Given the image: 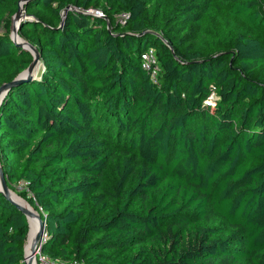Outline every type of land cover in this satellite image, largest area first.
<instances>
[{"label":"trees","instance_id":"trees-1","mask_svg":"<svg viewBox=\"0 0 264 264\" xmlns=\"http://www.w3.org/2000/svg\"><path fill=\"white\" fill-rule=\"evenodd\" d=\"M20 1L0 0V86L33 60L9 36ZM23 12L18 35L40 64L0 103V166L44 222L41 253L264 264V0H28ZM149 48L156 82L141 68ZM27 232L0 192V264H25Z\"/></svg>","mask_w":264,"mask_h":264},{"label":"water","instance_id":"water-1","mask_svg":"<svg viewBox=\"0 0 264 264\" xmlns=\"http://www.w3.org/2000/svg\"><path fill=\"white\" fill-rule=\"evenodd\" d=\"M26 1H28V0H21L18 4L17 12L12 17V25H11L12 27H11V32H10L9 36L15 45H17L18 47H20L24 50H27L28 52H30V54L33 57V60L30 63V65L23 72H21L19 75H17L11 82L2 84L0 86V103H1L2 99L4 98V96L6 95V93L11 88L18 86L22 82L30 80L34 75L37 66H39V64H40V55H39L38 51L36 50V48L33 47L31 44L27 43L26 41H24L23 39H21L18 35V31L20 28L19 23H20L21 19L23 18V15H24L23 5ZM66 11L67 10H65L63 12V14L66 13ZM0 192L2 193V195L4 196V198L6 200H8L20 213H22L25 216L27 224H28V232H27L26 239L30 233V224H29L28 217L35 215L36 219L39 222V226H40L39 232L35 236L34 244H33V247L31 249V252H30L28 259H27V253L25 251V245H24V263L25 264H34L35 254L39 250L41 243L43 241V238L45 237L44 222L41 219L40 215L33 208H31V206L26 201L21 199L19 196H17L11 190H9V188L5 182V177H4V173L2 171L1 166H0ZM13 196L16 197V199H19L21 202H23L29 208H31L34 211V213L32 214L28 209L23 207L21 204L15 202L12 198Z\"/></svg>","mask_w":264,"mask_h":264},{"label":"built area","instance_id":"built-area-1","mask_svg":"<svg viewBox=\"0 0 264 264\" xmlns=\"http://www.w3.org/2000/svg\"><path fill=\"white\" fill-rule=\"evenodd\" d=\"M140 58L141 68L148 74L152 82H156L159 72V65L155 50L153 48L147 49L141 54ZM57 262L58 264H84L83 262L78 261L67 262L61 259H51L48 256L42 254L40 248L35 254L34 264H57Z\"/></svg>","mask_w":264,"mask_h":264},{"label":"bare ground","instance_id":"bare-ground-1","mask_svg":"<svg viewBox=\"0 0 264 264\" xmlns=\"http://www.w3.org/2000/svg\"><path fill=\"white\" fill-rule=\"evenodd\" d=\"M37 67H39V66H37ZM12 198H13V200L15 202L21 204L23 207L28 209L32 214L34 213V211L31 208L26 206L19 199H16V197H14V196ZM28 220H29V224H30V233H29V235L27 237L26 244H25V251L27 253V259H28L29 255H30L31 249L33 247L35 236L39 232V228H40L39 222L36 219L35 215H32V216L28 217Z\"/></svg>","mask_w":264,"mask_h":264},{"label":"clouds","instance_id":"clouds-1","mask_svg":"<svg viewBox=\"0 0 264 264\" xmlns=\"http://www.w3.org/2000/svg\"><path fill=\"white\" fill-rule=\"evenodd\" d=\"M214 87H215L214 85H210V88H214ZM220 99L221 97H219L218 95L215 94V92H213L209 97V99L205 101V105L214 109L216 107V102L219 101Z\"/></svg>","mask_w":264,"mask_h":264},{"label":"rangeland","instance_id":"rangeland-1","mask_svg":"<svg viewBox=\"0 0 264 264\" xmlns=\"http://www.w3.org/2000/svg\"><path fill=\"white\" fill-rule=\"evenodd\" d=\"M12 27V26H11ZM11 32V31H10ZM38 70V67L36 68V70H35V73H36V71Z\"/></svg>","mask_w":264,"mask_h":264}]
</instances>
